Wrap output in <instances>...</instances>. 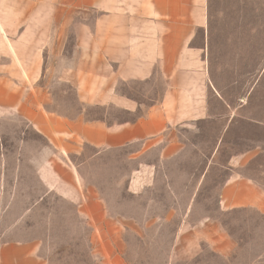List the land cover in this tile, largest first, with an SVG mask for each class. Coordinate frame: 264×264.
I'll return each instance as SVG.
<instances>
[{"label": "rangeland", "instance_id": "obj_1", "mask_svg": "<svg viewBox=\"0 0 264 264\" xmlns=\"http://www.w3.org/2000/svg\"><path fill=\"white\" fill-rule=\"evenodd\" d=\"M34 2L43 8L53 4L55 14L52 28L47 13L38 14L36 34L48 60L31 95L49 93L45 107L74 118L83 108L76 79L67 74L78 63L59 60L76 52L74 25L93 26L97 17L90 7L93 0ZM21 4L26 10L31 5L29 0ZM209 18L217 27L216 36L229 39V62H237L239 75L262 72L255 105L256 117L264 122V0H209ZM7 83L0 78V84ZM157 85L160 82L120 83L119 90L147 107L161 99ZM33 96L30 102L35 101ZM84 114L87 120L108 123L137 116L110 109L105 117L103 108H87ZM222 129V124L205 122L195 129L176 128L147 151L137 144L94 156L91 147L81 152L73 148L65 160L78 166L82 193L99 197L110 220L96 230L77 205L40 180L37 170L47 141L23 115L0 117V264L5 247L25 244L37 246L43 264H264V216L253 209L227 212L219 205L221 187L231 175L229 158L254 145L235 136L264 137V127L237 125L220 147ZM53 160L62 165L56 156ZM259 163L264 164V155L244 173L264 186ZM141 168L147 185L130 191V179ZM182 227L185 232L178 238ZM219 232L232 240L212 242Z\"/></svg>", "mask_w": 264, "mask_h": 264}, {"label": "crops", "instance_id": "obj_2", "mask_svg": "<svg viewBox=\"0 0 264 264\" xmlns=\"http://www.w3.org/2000/svg\"><path fill=\"white\" fill-rule=\"evenodd\" d=\"M7 1L13 4L7 6ZM21 3L0 0V78L10 81L0 84V117L23 115L47 141L45 158L37 170L40 180L50 191L77 205L96 230L110 220L99 197L82 193L78 166L65 160L76 146L79 152L93 148L94 156L137 144L147 151L171 130L195 129L197 123L205 122L222 124L221 147L237 125L264 127L256 117L259 107L255 105L262 72L239 75L237 62H229V39L216 36L209 0H93L90 7L97 13L93 26L74 25L76 52L63 54L59 60L78 63L67 74L76 79L77 99L83 108L74 118L48 110L45 100L49 93L40 98L37 93L31 95L37 91L35 85L48 60L36 34L40 29L38 14L47 13L52 28L55 11L53 4L43 8L29 0L26 10ZM23 47L29 52L23 53ZM157 81L161 99L147 107L119 90L120 83ZM29 96L35 101L30 102ZM87 108H103L105 117L110 109L137 116L113 123L87 120ZM237 136L254 145L229 158L231 175L221 187L219 205L227 212L253 209L264 216V186L244 173L264 155V137ZM258 169L264 175V164L259 163ZM144 178L141 168L131 177L129 190L144 189ZM180 229L178 238L185 232ZM217 236L212 242L232 240L224 232ZM3 252L4 264H43L36 245H12ZM191 252L187 250V254Z\"/></svg>", "mask_w": 264, "mask_h": 264}]
</instances>
